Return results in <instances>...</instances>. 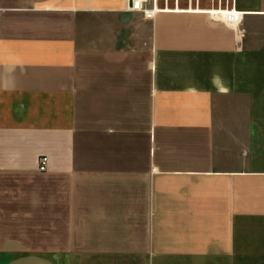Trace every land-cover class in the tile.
I'll return each mask as SVG.
<instances>
[{"label": "crops", "instance_id": "1", "mask_svg": "<svg viewBox=\"0 0 264 264\" xmlns=\"http://www.w3.org/2000/svg\"><path fill=\"white\" fill-rule=\"evenodd\" d=\"M159 7L0 0V264H264V0Z\"/></svg>", "mask_w": 264, "mask_h": 264}, {"label": "rangeland", "instance_id": "2", "mask_svg": "<svg viewBox=\"0 0 264 264\" xmlns=\"http://www.w3.org/2000/svg\"><path fill=\"white\" fill-rule=\"evenodd\" d=\"M176 1L177 0H159V4L163 7V5H166L167 2H169L170 5H174ZM187 1L188 0H180V4L182 6L186 5ZM15 184L16 182H10L8 177H3L0 181V242H3V240L8 236L21 234L30 235L28 234L30 230L23 227L33 225V222L26 220L30 217L25 214V212L21 209L22 207H17L15 205L13 201V195L15 196L14 191L12 193L9 192L10 187ZM20 237H23L28 242H40L38 237Z\"/></svg>", "mask_w": 264, "mask_h": 264}, {"label": "built area", "instance_id": "3", "mask_svg": "<svg viewBox=\"0 0 264 264\" xmlns=\"http://www.w3.org/2000/svg\"><path fill=\"white\" fill-rule=\"evenodd\" d=\"M131 12H141L146 18H153L157 12L163 8L159 7V0H128V8ZM221 17L228 23H237L241 20V13L234 9L230 11H220ZM48 157L40 159V169L45 170Z\"/></svg>", "mask_w": 264, "mask_h": 264}]
</instances>
